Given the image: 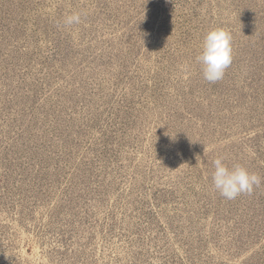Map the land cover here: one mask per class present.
I'll list each match as a JSON object with an SVG mask.
<instances>
[{"label":"rangeland","instance_id":"374dc122","mask_svg":"<svg viewBox=\"0 0 264 264\" xmlns=\"http://www.w3.org/2000/svg\"><path fill=\"white\" fill-rule=\"evenodd\" d=\"M0 264H264V0H0Z\"/></svg>","mask_w":264,"mask_h":264},{"label":"clouds","instance_id":"9594fccd","mask_svg":"<svg viewBox=\"0 0 264 264\" xmlns=\"http://www.w3.org/2000/svg\"><path fill=\"white\" fill-rule=\"evenodd\" d=\"M80 22V13H74L65 20L67 25ZM232 40L231 33L224 28L211 29L205 35L196 59L201 64L202 75L207 82L216 83L224 78L233 62ZM213 164L212 186L227 200L236 199L242 194L251 195L261 185V177L242 165L236 164L229 168L222 157L216 158Z\"/></svg>","mask_w":264,"mask_h":264}]
</instances>
